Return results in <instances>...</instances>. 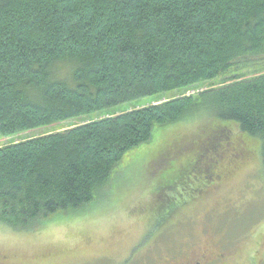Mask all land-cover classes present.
Masks as SVG:
<instances>
[{"label":"trees","instance_id":"obj_1","mask_svg":"<svg viewBox=\"0 0 264 264\" xmlns=\"http://www.w3.org/2000/svg\"><path fill=\"white\" fill-rule=\"evenodd\" d=\"M262 56L264 0H0V141L249 70ZM128 112L1 144L0 223L33 230L99 203L124 155L185 120L217 123L204 144L238 127L264 161V73ZM195 134L166 140L150 166Z\"/></svg>","mask_w":264,"mask_h":264},{"label":"rangeland","instance_id":"obj_2","mask_svg":"<svg viewBox=\"0 0 264 264\" xmlns=\"http://www.w3.org/2000/svg\"><path fill=\"white\" fill-rule=\"evenodd\" d=\"M261 73L264 61L191 88L10 136L0 145L72 130ZM216 124L196 118L157 127L150 141L124 155L105 195L86 210L56 214L33 230L0 223V264H155L179 251L191 258L205 250L228 254L231 264H264V161L258 142L246 140L233 126L228 139L222 134L204 144ZM195 129L201 136L194 143L150 166L166 140L180 131L194 135ZM216 172L225 177L217 178Z\"/></svg>","mask_w":264,"mask_h":264},{"label":"flooded vegetation","instance_id":"obj_3","mask_svg":"<svg viewBox=\"0 0 264 264\" xmlns=\"http://www.w3.org/2000/svg\"><path fill=\"white\" fill-rule=\"evenodd\" d=\"M209 170H212V165H210ZM214 176L219 179L221 178V176L225 177L222 172H216V175ZM205 183L210 185V181H207ZM184 254L185 251H179L178 253L168 255L167 257H161L155 264H231L229 261L230 259H228L229 255L226 253L213 252V254H211L209 250H205L201 255H197L191 258L184 257ZM261 261L264 263V259H262Z\"/></svg>","mask_w":264,"mask_h":264}]
</instances>
